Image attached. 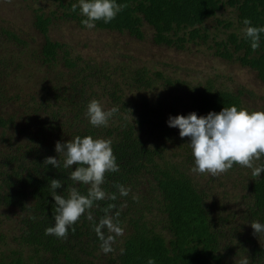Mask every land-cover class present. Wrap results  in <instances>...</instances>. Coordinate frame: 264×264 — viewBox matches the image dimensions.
<instances>
[{"label":"trees","instance_id":"1","mask_svg":"<svg viewBox=\"0 0 264 264\" xmlns=\"http://www.w3.org/2000/svg\"><path fill=\"white\" fill-rule=\"evenodd\" d=\"M56 1L57 10L31 6V25L40 39L0 20V264H146L149 256L154 264H239L242 257L264 264V233L255 234L249 224L264 222V170L252 176L250 168L234 162L215 176L197 173L188 137L165 123L169 114L200 115L233 104L264 109V103L254 104L251 90L241 84L192 82L133 61L85 58L51 36L56 20L85 27L79 8L71 7L76 0ZM117 3L124 7L107 23L95 21V28L143 39L145 21L155 43L177 49L207 43L210 19L233 26L217 17L233 6L238 29L210 46L216 56L254 70L264 82V34L252 49L241 31L245 17L264 24V0ZM92 98L117 108L106 126L88 123L85 107ZM84 134L111 140L119 170L105 172V198L94 201L65 236L46 235L55 211L49 179L61 180L56 191L62 196L73 186L85 193L87 186L70 180V169L45 165L44 158L62 161L54 142ZM252 163L264 164V156ZM117 183L128 195H119ZM109 193L116 199H108ZM114 212L122 232L112 234L111 251L103 252L94 226Z\"/></svg>","mask_w":264,"mask_h":264},{"label":"clouds","instance_id":"2","mask_svg":"<svg viewBox=\"0 0 264 264\" xmlns=\"http://www.w3.org/2000/svg\"><path fill=\"white\" fill-rule=\"evenodd\" d=\"M71 7L73 10L78 7L82 17L81 24L92 28L97 20L105 23L110 21L124 5L117 3V0H76ZM242 25L241 31L249 46L257 48L261 34H264V24L253 25L245 17ZM115 112V106L104 108L95 98L90 99L85 107V115L92 126H106ZM165 123L169 127H177L180 137H188L193 157L192 170L197 173L207 172L215 176L232 167L234 162L250 168L252 176L258 177L264 170V164L253 166L252 163L254 159L264 156V109L250 110L233 104L222 106L218 111L208 110L200 115L195 111L169 114ZM54 151L62 154L63 160L58 161L57 157L48 155L43 163L54 168L70 169L67 172L68 178L87 186L85 193L73 186L68 188L67 196H62L56 191L61 187V180L50 178L48 181L55 211L52 214L53 223L46 226L44 232L46 235L63 237L94 201L105 198L101 187L104 174L118 171L119 165L111 140L91 134L75 135L63 142L57 140L54 142ZM73 165L75 166L72 167ZM115 188L120 196L128 195L129 189L126 186L117 183ZM108 199L115 200L116 194L109 193ZM108 207L112 208L114 205L109 204ZM118 215V212L105 214L94 226L103 252L111 251L110 242L114 239L112 234L119 235L122 232L118 222H114L112 218ZM88 218L91 219L90 215ZM249 224L255 234L264 233V222L252 220ZM102 229H107L109 234L105 236ZM146 264H154V258L147 257ZM239 264H248L247 257H242Z\"/></svg>","mask_w":264,"mask_h":264},{"label":"rangeland","instance_id":"3","mask_svg":"<svg viewBox=\"0 0 264 264\" xmlns=\"http://www.w3.org/2000/svg\"><path fill=\"white\" fill-rule=\"evenodd\" d=\"M31 6L43 7L45 10L58 9L56 0H0V20L3 23L12 22L16 28L40 39L41 36L31 25ZM234 11L235 8L228 5L217 14L218 18L232 21L233 26L226 27L210 19L206 24L211 32L207 43L187 42L185 48L179 49L155 43L152 39L154 29L145 21L142 25L143 39L131 36L128 32L80 27L64 19L56 20L52 25L51 36L67 42L76 53L95 61H111L115 64L133 61L192 82H204L212 78L216 85L229 88L241 84L251 90L254 104L258 105L264 103V82L257 77L256 72L237 61L231 62L216 56L210 46L215 40L226 37L229 31L238 29Z\"/></svg>","mask_w":264,"mask_h":264}]
</instances>
